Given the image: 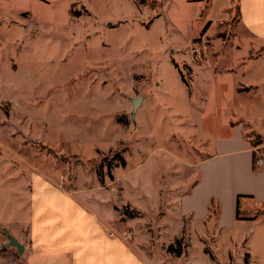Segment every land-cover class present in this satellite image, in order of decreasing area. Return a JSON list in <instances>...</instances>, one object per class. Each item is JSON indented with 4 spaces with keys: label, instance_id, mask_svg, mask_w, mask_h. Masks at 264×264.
<instances>
[{
    "label": "rangeland",
    "instance_id": "374dc122",
    "mask_svg": "<svg viewBox=\"0 0 264 264\" xmlns=\"http://www.w3.org/2000/svg\"><path fill=\"white\" fill-rule=\"evenodd\" d=\"M46 1L0 0L4 181L43 170L67 192L96 189L111 235L148 264H248L246 244L213 224L185 218L180 230L173 199L191 185L189 162L203 158L215 119L242 124L264 159V44L241 28L237 0L204 34L206 20L181 2L140 13L135 0ZM141 2V12L157 6ZM250 84L260 86L251 98ZM5 194L0 220L12 228L20 211Z\"/></svg>",
    "mask_w": 264,
    "mask_h": 264
},
{
    "label": "crops",
    "instance_id": "0c3cea01",
    "mask_svg": "<svg viewBox=\"0 0 264 264\" xmlns=\"http://www.w3.org/2000/svg\"><path fill=\"white\" fill-rule=\"evenodd\" d=\"M141 1L134 2L140 13H164L165 2L170 3L168 12L175 10V13V3L181 2L192 13H200L210 27L213 13L219 14V22L226 20L234 3V0H154L156 8L144 6L141 12ZM237 3L241 28L258 45L264 44V0H237ZM157 19L150 20L151 26ZM259 59L249 63L254 65ZM247 87L254 93L248 95L250 98L260 93H256L260 90L257 84ZM202 118H206L205 113ZM214 121L212 132L205 135L208 140L202 147L203 158L189 162V177L182 187H188L190 182L191 185L181 196L173 198L180 211L179 228L185 218L191 220V226L196 222L204 227L213 224L219 237L239 245L245 243L250 259L264 264V219L255 218L259 211H264V167L254 168L256 148L245 137L242 124ZM220 129L228 130L227 136H220ZM47 173L27 171L21 179L12 181H4L5 176L0 173L4 181L0 196L7 193L9 204L20 211L12 228L0 220L5 234H0L3 264H148L141 251L132 250L122 238L111 235L114 220L111 206L92 197L96 189L85 191L74 186L72 192H67L48 180ZM239 195L248 197L239 201L238 218ZM214 204L217 213L212 223L210 214ZM7 235L12 236L22 251L10 245Z\"/></svg>",
    "mask_w": 264,
    "mask_h": 264
},
{
    "label": "trees",
    "instance_id": "16d2710c",
    "mask_svg": "<svg viewBox=\"0 0 264 264\" xmlns=\"http://www.w3.org/2000/svg\"><path fill=\"white\" fill-rule=\"evenodd\" d=\"M237 6H238V14H239V18H240V12H239V5H238V3H237ZM208 27H209V24L204 28V30H203V34L205 33V31L208 29ZM251 143V142H250ZM254 148H256V146H254L253 144H251ZM118 158H120V162L118 163V165H120V166H125V161H124V159L123 158H121V157H118ZM256 160H257V155H256V153H254V163L256 162ZM255 165V164H254ZM254 168H256L255 166H254ZM243 197H248V196H243V195H239L238 196V218H239V201L241 200V198H243ZM258 216H256L255 218H257ZM254 218V219H255Z\"/></svg>",
    "mask_w": 264,
    "mask_h": 264
},
{
    "label": "built area",
    "instance_id": "2783aa9c",
    "mask_svg": "<svg viewBox=\"0 0 264 264\" xmlns=\"http://www.w3.org/2000/svg\"><path fill=\"white\" fill-rule=\"evenodd\" d=\"M254 152H255L256 155H257V160H256V162L254 163V164H255L254 166L256 167V169H259V168L264 167V159H263L262 157L259 156L258 149H257V148L254 149ZM0 264H3L1 258H0ZM248 264H258V263H257L255 260L250 259Z\"/></svg>",
    "mask_w": 264,
    "mask_h": 264
},
{
    "label": "water",
    "instance_id": "95a60500",
    "mask_svg": "<svg viewBox=\"0 0 264 264\" xmlns=\"http://www.w3.org/2000/svg\"><path fill=\"white\" fill-rule=\"evenodd\" d=\"M139 100H140V98L137 99L136 104L138 103ZM7 236L11 240L10 245L16 246L20 249V251H22V247L12 238V236H10V235H7Z\"/></svg>",
    "mask_w": 264,
    "mask_h": 264
}]
</instances>
